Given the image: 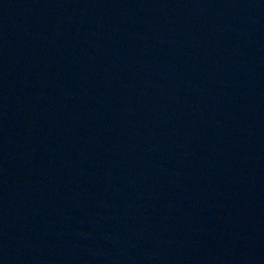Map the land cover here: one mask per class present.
<instances>
[{
    "label": "water",
    "instance_id": "obj_1",
    "mask_svg": "<svg viewBox=\"0 0 264 264\" xmlns=\"http://www.w3.org/2000/svg\"><path fill=\"white\" fill-rule=\"evenodd\" d=\"M0 264H264V0H0Z\"/></svg>",
    "mask_w": 264,
    "mask_h": 264
}]
</instances>
